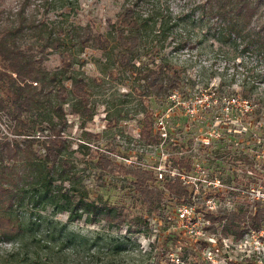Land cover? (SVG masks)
<instances>
[{"label":"rangeland","instance_id":"1","mask_svg":"<svg viewBox=\"0 0 264 264\" xmlns=\"http://www.w3.org/2000/svg\"><path fill=\"white\" fill-rule=\"evenodd\" d=\"M128 5L152 24L141 31L135 71L118 66L116 46L104 53L68 42L75 53L73 71L65 73L71 77L62 80L64 86L43 91L49 98L40 111L53 122L64 121L63 156L71 171L62 185L73 184L75 194L122 206L126 220L116 226L89 220L86 214L70 219L48 205H22L14 213L24 220L26 231L8 240L0 236V264H264V227L239 240L221 239L199 212L208 194L213 209L241 212L244 218L264 204V51L203 35L195 0H0V30L10 28V14L21 8L25 27L43 20L49 31L74 23L106 33ZM259 13L262 21L264 5ZM34 34L25 28L19 46L35 52ZM43 50V68L62 65L56 49ZM163 61L181 70L183 77L170 88L179 103L170 99V89L165 92L166 83L148 86L143 79L146 69L159 68ZM79 78L86 85L76 96L72 81ZM9 125L0 111V140L24 138L8 130ZM49 133L39 129L33 144H20L19 152L42 154ZM96 152L125 166L151 168L154 175L177 174L175 157L189 162L192 170L181 174L196 184L194 215L180 218L176 208L183 203L167 192L161 207L149 213L130 177L96 167ZM17 160L6 158L4 164L8 181L20 184L26 165ZM154 185L162 187V182Z\"/></svg>","mask_w":264,"mask_h":264},{"label":"trees","instance_id":"2","mask_svg":"<svg viewBox=\"0 0 264 264\" xmlns=\"http://www.w3.org/2000/svg\"><path fill=\"white\" fill-rule=\"evenodd\" d=\"M263 5L264 0H195L194 9L201 29H204L203 35H211L222 42L236 43L243 48L264 51V19L261 21L259 13ZM10 15L12 16L9 21L10 28L0 30V111H3L9 119L8 130L24 138L7 140L5 137L0 140L1 238L8 240L25 233L26 223L14 213L22 205L32 207L48 205L55 211L67 212L70 219H77L86 214L89 220L104 219L120 226L127 217L122 206L108 204L100 197H89L85 193L75 194L73 184L66 187L62 185L63 181L68 179L66 174L71 171L70 162L63 156V151L66 149V139L61 134L64 121L53 122L52 118L46 117V114L41 115L40 111L49 98L48 95L43 94V91L49 90L55 84L64 86L62 80L71 77V74L65 73L69 70L73 71V68H69L75 53L70 50L68 42L76 40L82 49L94 47L104 53H108L116 46L114 59L118 66L135 71L134 52L138 50L141 31L150 26L151 18L137 13L132 5H128L119 14L112 28L104 33L93 32L87 26L74 23L65 27L58 24L57 30L49 31L43 20H38L37 24L29 22L25 27L26 17L21 8H16ZM25 28L29 32L36 31L34 43H37L38 49L35 52H31L30 49L25 50L18 44ZM45 46L56 49L62 55L63 61L60 67L53 69L42 67V60L46 55L43 50ZM146 71L148 74H145L143 79L147 85L161 87L166 83L165 92L175 87L178 78L183 77L181 70L167 61H163L159 68H148ZM72 84L75 89L71 93L76 96L81 95L86 85L85 81L79 78L73 80ZM169 91L168 95L173 90ZM69 92L67 90L63 95L67 96ZM242 96L243 99H248L245 91H242ZM150 114L151 112H148L147 115ZM151 117L149 121L153 124ZM42 128L50 131L43 138V153L28 151L25 155L21 154L20 144L27 142L33 144L36 138L35 132ZM11 142L13 145L8 148L7 145ZM16 156H18L17 161H22L26 165V172L20 184L8 181L4 164L6 158L15 159ZM93 157L97 168L107 172L118 169L123 175L130 177L149 213L161 207L165 192L175 197L180 204H192L191 201L197 196L194 190L196 184L185 181L181 174L192 170L193 166L183 161L181 157L173 159V165L176 166L178 173L175 175L162 173L160 178L158 174L154 175L151 168L138 165L125 166L101 152H96ZM58 167L60 172L56 171ZM57 179H60V184L56 182ZM158 181L162 182V187L154 185ZM208 195L201 200L202 210L199 211L200 207L197 206L196 211L202 214L206 226L213 232H218L221 239L231 236L234 240H239L244 233L264 227V204L255 207L248 213V218H244L241 212L233 211L230 214L226 209H213L214 200ZM207 200L212 202V207ZM197 217L195 216L194 219Z\"/></svg>","mask_w":264,"mask_h":264},{"label":"built area","instance_id":"3","mask_svg":"<svg viewBox=\"0 0 264 264\" xmlns=\"http://www.w3.org/2000/svg\"><path fill=\"white\" fill-rule=\"evenodd\" d=\"M175 95H176L175 92H172V93L169 94V97H170V99H171L172 101L179 103V102H180L179 99H174V96H175ZM158 123L160 124V125H159V129H161V130L164 129V125H163L161 119L158 120ZM160 132H161V134H162V131H160ZM158 176H159V178L162 176V172H161V171L158 172ZM207 203L210 204L211 207H212V202H211V201L207 200ZM190 213L192 214V216H193L194 213H195V208H194V206H192V204L183 203L180 207L176 208V214H177L180 218H186V217H188V215H189ZM194 218H195V217H193V219H194ZM197 218H198V217H197ZM194 222H195V221H194Z\"/></svg>","mask_w":264,"mask_h":264}]
</instances>
